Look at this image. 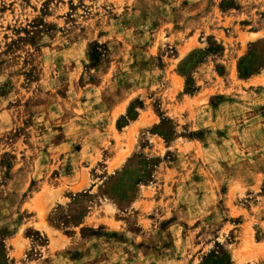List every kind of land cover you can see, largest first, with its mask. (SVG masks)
<instances>
[{
  "label": "rangeland",
  "instance_id": "rangeland-1",
  "mask_svg": "<svg viewBox=\"0 0 264 264\" xmlns=\"http://www.w3.org/2000/svg\"><path fill=\"white\" fill-rule=\"evenodd\" d=\"M0 264H264V0H0Z\"/></svg>",
  "mask_w": 264,
  "mask_h": 264
}]
</instances>
